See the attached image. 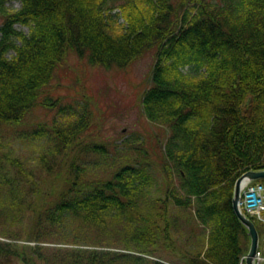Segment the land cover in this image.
I'll list each match as a JSON object with an SVG mask.
<instances>
[{"label": "trees", "instance_id": "16d2710c", "mask_svg": "<svg viewBox=\"0 0 264 264\" xmlns=\"http://www.w3.org/2000/svg\"><path fill=\"white\" fill-rule=\"evenodd\" d=\"M8 1L0 131L37 107L51 118L29 126L46 144L34 162L0 150V264H239L251 236L234 211L235 182L264 169V0ZM150 52L139 104L168 131L163 143L150 139L163 181L139 142L136 156L96 173L91 155L114 144L97 140L100 99L69 58L128 70ZM63 76L79 97L55 95ZM112 211L123 224L117 242L54 238L66 213L102 232Z\"/></svg>", "mask_w": 264, "mask_h": 264}, {"label": "rangeland", "instance_id": "374dc122", "mask_svg": "<svg viewBox=\"0 0 264 264\" xmlns=\"http://www.w3.org/2000/svg\"><path fill=\"white\" fill-rule=\"evenodd\" d=\"M6 7L9 9H17L20 7V2L14 0L8 2ZM2 21L0 17V22ZM18 30L24 33L29 32L27 26L18 24ZM19 43V40H17ZM84 61V62H83ZM77 65L79 68L86 70L87 79L86 84L88 91L92 87L94 93L100 99V106L97 112V119L100 122V127L96 129L98 135L97 140H102L109 144L113 143L114 153L109 155L92 154L91 163H95L96 173L103 172L108 166L118 162L122 157L121 155L128 154L133 158L136 156L137 151L133 146L138 145L148 150H151V140L156 137L160 143H163L167 137V130L163 129L164 126L154 124L147 119L142 113L139 101L141 99V90L145 86V81L149 77L151 67L154 63L153 53L150 52L144 57L137 60L128 70L119 69H105L103 67L92 66L85 60L77 61L74 56H70L68 66ZM80 71L84 74L83 70ZM192 66L186 65L182 68L183 71L188 72ZM203 69H196L200 72ZM195 71V72H196ZM65 73V72H62ZM71 78V77H70ZM62 85L58 86L55 95H66L65 100H74L79 97L81 91L80 87L71 85L69 76H63L61 79ZM51 115H47V111L43 107H37L32 110L25 118L24 122L12 130L9 126L0 131V150L7 151L8 148L15 149V155H20L27 162L32 163L38 157V154L45 148V141L42 135L35 134L29 129L31 124L42 120L50 119ZM59 120H64L62 116ZM32 128V127H30ZM138 136V139L136 137ZM145 137H149L144 144H140ZM151 139V140H150ZM113 141V142H111ZM165 144V143H164ZM163 144V145H164ZM134 150H132V149ZM119 155L116 156L115 155ZM151 160L154 163V172L157 174L158 180L163 181V174L161 173L157 154L153 148L149 153ZM130 158V159H131ZM124 159V157L122 158ZM153 190V194H156ZM115 211L107 215V225L104 226L103 231L97 230L94 226L82 222V218L70 213H66L58 219L55 223L57 230L54 236L57 242H66L74 236L79 237L83 241L91 240L95 237L104 238L105 241L117 242L116 238L120 236L123 224L118 222ZM96 226V225H95ZM183 228V226H182ZM186 229V228H183ZM110 244L112 249H121V246ZM148 257H151L148 255Z\"/></svg>", "mask_w": 264, "mask_h": 264}, {"label": "water", "instance_id": "95a60500", "mask_svg": "<svg viewBox=\"0 0 264 264\" xmlns=\"http://www.w3.org/2000/svg\"><path fill=\"white\" fill-rule=\"evenodd\" d=\"M259 178H264V169H260V170L251 169L243 173L235 183L233 207L235 213L237 214L241 222L247 227L249 234L251 236V244L249 251L247 253L246 264H255V257L259 246L260 235L255 222L252 219H250L239 207L238 200L240 198V189L243 181H252Z\"/></svg>", "mask_w": 264, "mask_h": 264}, {"label": "built area", "instance_id": "2783aa9c", "mask_svg": "<svg viewBox=\"0 0 264 264\" xmlns=\"http://www.w3.org/2000/svg\"><path fill=\"white\" fill-rule=\"evenodd\" d=\"M240 206L264 224V183H247L242 188ZM256 264H264V248L258 251Z\"/></svg>", "mask_w": 264, "mask_h": 264}]
</instances>
